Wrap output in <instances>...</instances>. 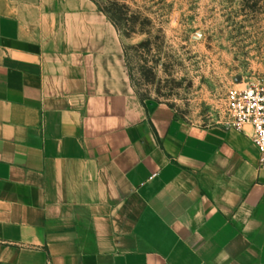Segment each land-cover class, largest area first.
<instances>
[{"label":"crops","instance_id":"1","mask_svg":"<svg viewBox=\"0 0 264 264\" xmlns=\"http://www.w3.org/2000/svg\"><path fill=\"white\" fill-rule=\"evenodd\" d=\"M251 132L142 101L94 0H0V264H264Z\"/></svg>","mask_w":264,"mask_h":264},{"label":"rangeland","instance_id":"2","mask_svg":"<svg viewBox=\"0 0 264 264\" xmlns=\"http://www.w3.org/2000/svg\"><path fill=\"white\" fill-rule=\"evenodd\" d=\"M126 4L137 32L126 36L124 21L120 34L138 95L168 104L178 119L222 124L229 91L264 77V0Z\"/></svg>","mask_w":264,"mask_h":264},{"label":"built area","instance_id":"3","mask_svg":"<svg viewBox=\"0 0 264 264\" xmlns=\"http://www.w3.org/2000/svg\"><path fill=\"white\" fill-rule=\"evenodd\" d=\"M226 116L221 123L226 128L252 129L251 138L259 152V163L264 166V77L230 90L225 102Z\"/></svg>","mask_w":264,"mask_h":264},{"label":"trees","instance_id":"4","mask_svg":"<svg viewBox=\"0 0 264 264\" xmlns=\"http://www.w3.org/2000/svg\"><path fill=\"white\" fill-rule=\"evenodd\" d=\"M94 1L96 2L98 7L100 8V10L102 12H104L107 15V17L113 22V24L116 26V28L118 29L119 32H121L122 23H124V21H127L129 23L128 25L130 27V28H126L127 32H125V31L123 32L126 36L131 35V33L137 32L135 30L136 29L135 26L137 23V17H133L132 15H130L129 6L126 4V0H109L106 4H103L100 0H94ZM145 43L146 42H144L142 44H145ZM125 56H126V62H127V66L129 69L132 84L134 86L136 93L138 94L136 85H135L133 77H132L131 70L129 68L128 56H127L126 51H125ZM141 99H142V101H144L143 98H141Z\"/></svg>","mask_w":264,"mask_h":264}]
</instances>
